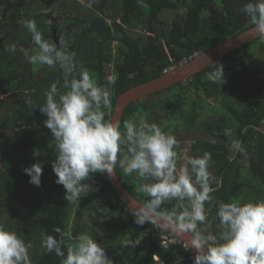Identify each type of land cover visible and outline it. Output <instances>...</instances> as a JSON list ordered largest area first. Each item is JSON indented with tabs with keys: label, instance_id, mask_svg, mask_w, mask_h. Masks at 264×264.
I'll list each match as a JSON object with an SVG mask.
<instances>
[{
	"label": "trees",
	"instance_id": "trees-1",
	"mask_svg": "<svg viewBox=\"0 0 264 264\" xmlns=\"http://www.w3.org/2000/svg\"><path fill=\"white\" fill-rule=\"evenodd\" d=\"M89 2L90 0H82V2L74 0L73 2L76 11L80 10V12L89 15L90 18L87 17L84 20L72 16L73 11L70 10V6L63 4L60 10L68 15L69 20L74 21L77 27L70 24L75 27L72 30L68 24L67 28H60V30L63 34L62 41L66 45L65 50L75 53L77 70L83 68L84 63H86V69L94 75L98 84L107 86L112 93L111 107L104 109L106 119H111L117 99L124 92L159 78L170 67L190 61L198 54L208 52L220 43L255 26L247 15L239 11L248 0H91V7L88 6ZM117 2H119L117 11L120 12V16L113 8L114 3ZM164 11L182 13V15L166 26L160 19V14ZM44 17V15H37L35 20L43 33L50 30L49 27L47 28ZM82 26H84L83 30L78 31V28H82ZM138 28L148 34H154V36L147 35L145 38L136 36L134 31ZM259 41L261 43L259 51H264V39L261 38L254 43L257 44ZM246 47L236 50L218 62L223 65L224 70L233 72L234 76L229 78L228 83L230 84L226 85L221 80L215 82L209 80L207 77L208 73L213 71L212 66L195 75L190 85L183 87L182 83L176 84L173 88H184L182 89L184 95L177 96L176 101H173L174 94L171 93L162 100L164 110L170 119L167 124L173 122L174 127L178 126L180 130L185 129L189 122L187 117L196 119V113L201 110L199 97L192 98L191 94H187L209 91L210 88H214L218 92L217 95L221 97L225 111L230 108L229 106L236 107L235 98H241V105L244 106L242 119L240 117H238L240 119H235L238 122L237 125L232 124L227 129L222 130V124L216 123V126L221 128L218 129V138L225 136L226 130H230L232 135L242 134L244 126L259 125L260 121H264V79L263 81H256L252 78L249 80L240 78L241 73L251 76L255 71V55L257 54H249ZM228 60L232 66L225 67ZM5 62H7L5 65L0 64V70L2 75L8 79L11 73V65H9L8 60ZM262 64L264 65V62ZM109 65H112V68H109ZM53 75L61 78L63 71L59 66ZM111 75L115 77L114 82L107 79ZM42 90H44L43 87ZM162 93L159 92L150 98ZM38 94V101L41 106L34 103L32 106L34 114H29L37 116L42 122V127L38 131L46 132L49 135L41 140L36 132L28 133L27 131L23 133V137H15L12 140V145L9 146L19 150L20 144H22L31 151L32 156H34V152H38L39 155L34 156V159L44 165L41 190L33 189L28 182V185H23L27 179L24 171L20 169L27 167L28 164L26 161L23 162L20 153H14L4 164L8 169L7 171L0 170V224H3L2 220L7 216L8 223L3 225L18 231L26 242L32 243L30 249L32 264H61L62 258L57 257L54 252H47L41 246L42 240L46 235L56 236L59 239L54 228L60 227L69 233L64 244L66 253L67 245L75 242V238L80 234L87 232L85 228L79 225L80 221H74L75 216L73 214L77 211L87 213L92 207L98 210L95 215L96 219L108 218L106 223H110V220L114 222L117 228L125 222L120 230H116L121 236L113 238L117 242L115 249L111 247V239L109 238L110 241L108 240L107 243L103 244L113 264H155L154 255L172 263L179 257L189 255V252H186L178 244L164 248L154 224H137L135 222L136 212L126 209L110 185L106 173H95L97 177L91 184L86 181L92 188V191L86 196L78 200L68 201L65 199L66 193L63 185L56 183L58 177L54 171H48L56 159V145L49 129L44 126L47 117L39 110L45 104L46 97H43L41 92ZM186 99L189 102L186 109L187 113L181 106L184 101L187 103ZM137 103L131 104L125 111L121 126H123L124 121H134L140 115L157 119V113L152 108ZM109 109L112 112H109ZM16 115L17 119L11 118V116L7 117L8 127H12L16 122L15 120L25 124L32 123L33 119H36L26 114L25 116ZM225 115L227 116L228 113ZM161 126H164V121H162ZM172 131L171 127L167 132ZM256 134L257 157L263 159L264 132H256ZM245 136L247 137L248 134ZM199 146L200 148L195 150V154L210 152L212 155L211 163L218 160L221 168L229 169L228 156H230L231 150L226 145L219 143V139L213 144L202 141ZM249 146L246 144V147ZM19 158L22 163L18 162ZM119 159L118 156V161ZM9 162L16 165L10 167L7 165ZM116 171L123 185L138 201L144 204L145 198L138 191L140 183L138 178H135L134 175L124 176L118 162ZM54 178H56L55 181H53ZM94 193H97V196L93 197ZM100 203L102 204L100 205ZM174 203L175 201L165 203L161 209L167 211ZM100 207H109L111 210L101 212ZM116 217H121V219L117 220ZM148 227L151 229L150 234L142 237V233ZM165 234L171 235L170 233ZM171 238L173 239V237ZM128 241L132 243L131 250L128 249L130 246L126 247L125 245ZM118 246L120 249L116 248ZM132 253L135 254L131 255Z\"/></svg>",
	"mask_w": 264,
	"mask_h": 264
},
{
	"label": "clouds",
	"instance_id": "clouds-1",
	"mask_svg": "<svg viewBox=\"0 0 264 264\" xmlns=\"http://www.w3.org/2000/svg\"><path fill=\"white\" fill-rule=\"evenodd\" d=\"M88 6H92L91 0ZM239 11L251 19L264 39V0H248ZM22 22L32 34L35 46L33 54L27 57L28 62L49 68L59 66L63 71L66 91L59 94L57 84L53 83L39 110L47 117L44 126L54 137L57 154L52 168L58 177L56 183L65 189V199L71 201L86 196L92 191L91 185L86 183L91 175L99 172L111 176L118 162L124 176L135 175L140 181L138 191L145 198L143 208L150 213L137 212L135 222L152 224L160 217L162 221L175 224L181 233L191 234L188 248L170 236L189 253H192L189 248L195 249L193 264H264V199L220 202L216 213L219 231H214L205 207L213 200L211 194L218 190L213 187L215 181L209 171L211 153L192 156L185 152L181 157L177 138L144 117L138 122L126 120L123 126L119 121L106 119L104 109L112 104L108 87L99 85L89 70L77 71L75 53L65 50L62 40L59 44L50 43L38 30L34 19ZM10 50L16 51V45ZM211 65L213 71L207 78L213 82L224 80L223 65ZM170 68L164 73L172 71ZM107 79L115 81L112 75ZM225 135H231L230 130H226ZM233 145L242 150L240 141H233ZM38 155L34 152V156ZM43 168L44 165L37 162L24 169L30 184L41 186ZM173 201L169 210L161 209L162 205ZM147 230L151 229L148 227L142 237L150 234ZM54 232L59 239L46 235L41 246L62 258L61 264H113L106 248L92 236L80 234L75 242L67 245L65 253L69 233L60 227L54 228ZM31 248L32 243L26 242L18 231L0 224V264H32Z\"/></svg>",
	"mask_w": 264,
	"mask_h": 264
},
{
	"label": "flooded vegetation",
	"instance_id": "flooded-vegetation-1",
	"mask_svg": "<svg viewBox=\"0 0 264 264\" xmlns=\"http://www.w3.org/2000/svg\"><path fill=\"white\" fill-rule=\"evenodd\" d=\"M35 3H40L42 4V6H36ZM63 3L65 5H71V3H67L66 1H64ZM57 6L58 5H56L55 11H53V13L59 15L62 14L65 16V14L60 9H58L59 6ZM35 11L36 13H34ZM48 11L49 7H47L42 0H0V64L5 65L7 63L5 62V60H8L9 65H11V73L9 74L8 79H6L5 76L2 75L0 70V170H8L4 166V164L8 162V159L11 158L14 153H20L23 162L26 161V163L28 164L27 167L21 168V171H24L25 168L30 167L34 163H37V161L34 159V156H32L31 151L27 150L26 146L20 144V149L16 150L14 147L9 145H12V140L15 137L21 138L23 137V133L27 131L28 133H31V131L36 132V135H38L41 140L42 138L47 137L49 134H47L46 132L38 131L42 127V122L38 119L37 116L30 115L29 113L34 114L32 106L34 103L39 104L38 93L41 92L42 94L44 91L42 95L43 97H46L45 93L50 89V86L53 83L57 84L59 94H63V92L66 91V89L63 87V75L61 76V78L53 75L57 67L49 68L46 65H33L30 64L27 59L28 56L33 54L32 50L35 46L32 42V34L24 26L22 22L23 20H36L37 15H44L47 28L49 27L48 29L50 30L43 33L37 26L38 30L43 33L44 38L47 39L50 43H56L57 40L60 42L63 38V34L61 33L60 28H63L64 24L54 23L53 20L48 19ZM49 21H51V23H49ZM40 22H42V20H40ZM13 44L16 45V51L10 50ZM164 47L166 48L165 44ZM261 53H264V51H261L260 54ZM84 65L85 66L83 68H79L77 71L86 69V63H84ZM225 67H228V65H226ZM109 68H112V65H109ZM224 71L228 72V74L231 73L227 76L226 83L225 81L221 80L222 83L228 85L230 84L228 83L229 78L233 77L234 74L233 72L228 70ZM259 73L263 74V71L261 69L260 71L255 70L251 76H246L243 74V77L240 78L245 80H249L252 78L258 81L260 80ZM193 77L183 82V87L186 85H190V82H192V80L194 79ZM42 87L44 88V90L41 91ZM173 87L169 88L170 90L166 89L164 91H161L163 93L159 95V97H163L164 99L167 98L171 93L174 94V97H180L181 95H184V93H182V89L184 88L179 87L178 89H174ZM230 91L231 90L229 89V92ZM190 94L192 98L199 97L198 101L201 102V110L196 113V119L187 117L189 122L188 126L185 127V129L180 130L178 126L174 127L173 122L167 124L170 119L165 112L164 107H162V109L160 110V114H158L154 110L155 113H157V119L154 120L156 121V125L160 126L161 128L164 127V130L166 132L172 127L173 131L170 133L173 134L177 139L182 140L181 142H179V148L177 149L178 153L184 146V140L186 136L188 134H194L200 131L203 133L204 138L193 141L195 142L193 144V156L203 155L204 152L195 154V150L200 148L199 143L202 141L208 144H213V142L219 139V143L226 145L231 150L230 156H228L230 163L229 169L221 168L220 161L218 160L212 162L209 168V170H211L210 172L213 173L215 179L213 187H216L218 190L211 194L213 196V200L211 202H208L205 206H207L206 210L208 212L209 222L212 223L213 230L219 231V221L216 217V213L220 202H231L233 200H238L240 202H254L264 199V158L258 159L257 157V140L255 139V137H257L256 132H264L262 130V127H264V121H260L259 125L251 124L248 126H244L242 134H231L228 135V137H226L225 135L219 136L218 138V129L220 127H217L216 123L222 124L221 127L222 130H224L225 128L227 129L229 125H237L238 122L235 121V119H242L241 116L244 106L241 105V98L234 99L237 101L236 107L229 106L230 108L226 109L225 111L223 108L224 105L221 103V97L217 95L218 92L214 90V88H210L209 91L193 93L190 92L187 95ZM151 96H149L144 101H137L138 103H135H141L145 105L144 103L151 99ZM186 100L187 103L186 101H184L181 106L183 107L182 109L184 110V112L187 113L186 109L188 108L189 102L188 99ZM147 106L150 107L149 105ZM223 112L228 113V115L226 116L225 114H223ZM16 114L20 116H25L26 114L36 119H33L32 123L28 122L25 124H23V122H20L19 120H15L16 122L14 123V125L12 127H8L6 122L7 117L11 116V118L17 119L18 117ZM141 117L148 119L149 116L140 115L133 122H138ZM162 121H164V126H161ZM49 132L51 133L50 130ZM247 134L248 136L246 137L245 135ZM51 137H53L52 134ZM233 141H240L242 144V150L234 147ZM246 144H249L250 146L246 147ZM27 155L30 156L29 160L27 159ZM242 160L246 161V163L242 162ZM48 171H53V168H49ZM26 179V182H23V185L25 186L27 182L29 183L30 177L26 175ZM31 186L33 189H38V191L41 190L40 187L35 188V185L32 184ZM94 196H97V193H94L93 197ZM101 204L102 203H100V205ZM101 208L105 207H100L99 209ZM107 208L111 210L109 207ZM80 219L81 221L79 220V225L82 228H85L86 231L90 230L92 233H94L95 238H97V232L99 229L98 227L101 225V229H104L105 227L102 223V220L106 218L103 217L98 222H94V225H91L92 227H83L82 224H85V217L82 216L80 217ZM3 220L2 223L5 222ZM109 222V228H105V231L108 234L107 236H109V239H111V241L109 240L111 242V247L115 249L117 242L113 240L112 234L116 232L117 226H115L110 220ZM98 236L100 235L98 234ZM105 243H107V241Z\"/></svg>",
	"mask_w": 264,
	"mask_h": 264
},
{
	"label": "water",
	"instance_id": "water-1",
	"mask_svg": "<svg viewBox=\"0 0 264 264\" xmlns=\"http://www.w3.org/2000/svg\"><path fill=\"white\" fill-rule=\"evenodd\" d=\"M259 38L261 37L254 26L226 40L225 42L220 43L212 50L198 54L192 60L179 65L172 71L164 73L159 78L129 89L119 96L111 120L119 121L121 123L125 111L131 104L137 101H144L151 95L172 88L178 83H183L189 80L193 76L212 66L211 64L218 63L236 50L244 48ZM106 175L110 185L113 187L114 191L117 193L118 197L127 209H131L136 213L140 212L142 214L150 215V213L143 208V203L138 201L122 184L116 169L111 176L107 173ZM155 220L156 222L152 224L160 227L161 230L165 232H169L179 243L183 244L187 248L189 247L192 240L191 234L181 233L175 224L162 221L160 217H156ZM189 250L196 255L195 249L189 248Z\"/></svg>",
	"mask_w": 264,
	"mask_h": 264
},
{
	"label": "rangeland",
	"instance_id": "rangeland-1",
	"mask_svg": "<svg viewBox=\"0 0 264 264\" xmlns=\"http://www.w3.org/2000/svg\"><path fill=\"white\" fill-rule=\"evenodd\" d=\"M43 2H44V4L47 6V7H49V13H47V18L48 19H51V20H53V22L54 23H62V24H64V26H63V28L65 29V28H67V26H68V24H69V28L70 29H72V28H75V27H72L70 24H72V25H75L76 27H77V25L74 23V21H72L71 19L69 20V16L68 15H66L65 14V16L64 15H62V14H54L53 13V11H55V7H56V5H58L57 7H58V9H60L61 7H63V2L64 1H66L67 3H71V5H69L70 6V10L71 11H73V13H75V14H72V16H74L75 18L76 17H80V18H82V20H84V19H86L89 15L87 14V13H85V12H80V10H75L74 9V4H72L73 2H74V0H57V1H54V0H42ZM77 1H79V2H82V0H77ZM35 5L36 6H42V4H40V3H35ZM119 7V2H117V3H114V5H113V8H114V11L116 12V13H118V16H120V12L119 11H117V8ZM39 9V8H38ZM180 15H182V13H179V14H177V13H174V12H171V11H164L163 13H161L160 14V19H161V21H163L164 23H165V25L166 26H168V25H170L175 19H179V17H180ZM71 16V17H72ZM88 18H90V17H88ZM66 21V22H65ZM67 26H66V25ZM83 28H84V26H82V28H78V31H81V30H83ZM73 30V29H72ZM134 34L136 35V36H139V37H141V38H145V36H147V35H149V36H151V37H153L154 36V34H151V33H146V32H144V31H142L141 30V28H138L137 30H135L134 31ZM56 43L57 44H59V41L57 40L56 41ZM254 43V42H253ZM252 44V43H251ZM250 45V44H249ZM261 45V43H260V41L257 43V44H252L251 46H248L247 45V47H246V51H248L249 52V54H257V55H255V58H256V62H255V64H254V68H255V70H258V69H261L262 71H263V74L262 73H259V76H260V80L261 81H263V79H264V65L262 64L263 62H264V53H261V54H259V46ZM114 46V45H113ZM112 46V47H113ZM65 47H66V45H65ZM64 47V48H65ZM113 52H115L114 51V49H113ZM226 65H231L232 66V63L228 60V61H226ZM263 65V66H262ZM225 72V77L223 78L224 80H222V81H225V83H226V81H227V76L228 75H230L231 73H229L228 74V72H226V71H224ZM240 77H243V74L241 73V76ZM176 98L177 97H174V99H173V101H176ZM162 99H163V97H159V96H155L154 98H151V99H149L148 101H146L144 104L145 105H149L153 110H155L158 114H160V110L162 109V107H163V103H162ZM216 102V101H215ZM177 103V102H176ZM216 104V103H215ZM109 112H112L111 111V109H109L108 110ZM223 114H226L225 112H223ZM206 116V115H205ZM149 123H154V124H156V121L154 120V119H152L151 117H148V119H146ZM262 130L264 131V127H262ZM201 138H204V135H203V133L200 131V132H198V133H194V134H188L187 136H186V138H185V140H184V146H183V148L180 150V152H179V154H180V156L182 157L184 154H185V152H187V154L188 155H192L193 156V154H194V152H193V144L195 143V142H193L194 140L196 141V140H198V139H201ZM27 159L29 160L30 159V156H28L27 155ZM19 161V163H22V160L19 158L18 159ZM180 163H182L183 161L181 160V161H179ZM242 162H245L246 163V161H244V160H242ZM7 165H9L10 167H12V166H15L16 164L14 163H12V162H9ZM209 171H211V170H209ZM212 175H213V173H212ZM97 176H96V174L94 173V174H92V176H91V178H90V181H87L88 183H93L94 181H95V178H96ZM213 177H214V175H213ZM56 180V178H54V180L53 181H55ZM215 180V179H214ZM87 200V199H86ZM85 200V201H86ZM206 205H207V203H206ZM96 206V205H95ZM206 208H207V206H205ZM10 209V208H9ZM105 210H109L107 207H105V208H101L100 209V211L101 212H103V211H105ZM98 210H96L94 207H92V209L90 208V211L89 212H87V213H85V212H76V213H74L73 214V216H75V218H74V221H81V219H80V217L81 216H83V217H85V224H82V226L83 227H92L91 225H94V222H98L99 221V219H96L95 218V213L97 212ZM81 213V214H80ZM124 216V215H123ZM7 216H5V218H4V220L3 221H5V222H3L4 224H7L8 222V220H7V218H6ZM116 219L117 220H119V219H121V217H116ZM123 219V218H122ZM207 220L209 221V216H208V212H207ZM106 219H103L102 220V222H104L103 223V225L105 226L104 227V229H101L102 228V225L101 226H99L98 228V232H97V238H95L94 237V233H92L90 230L89 231H87V233L86 234H88V235H90V236H92L94 239H96L97 240V242L98 243H100V244H105V242L106 241H108L109 239V236H107L108 234L106 233V229L105 228H109V225H108V223H106ZM89 224V225H88ZM113 224H114V222H113ZM124 224H125V222H123L118 228H117V231L118 230H120L123 226H124ZM117 231L115 232V233H113L112 234V237L113 238H116V236H121L120 235V233L118 232L117 233ZM98 234L100 235V236H98ZM107 236V237H106ZM129 242V241H128ZM127 242V243H128ZM131 247L132 246H130L128 249H130L131 250ZM135 253H132L131 255H134ZM116 264V263H115Z\"/></svg>",
	"mask_w": 264,
	"mask_h": 264
},
{
	"label": "built area",
	"instance_id": "built-area-1",
	"mask_svg": "<svg viewBox=\"0 0 264 264\" xmlns=\"http://www.w3.org/2000/svg\"><path fill=\"white\" fill-rule=\"evenodd\" d=\"M174 69H175L174 66L170 68V70H174ZM157 230H158V235H160L161 244L164 248H167L170 245L175 244V240L172 239L171 236H168L167 234H165L163 231L159 230L158 228H157ZM146 232L148 234L151 232V230H147ZM186 252H189V251L186 249ZM156 257L157 258H154L155 264H193L195 254L189 253V255L179 257L177 260H175L172 263H168L164 260H161L158 256H156Z\"/></svg>",
	"mask_w": 264,
	"mask_h": 264
},
{
	"label": "crops",
	"instance_id": "crops-1",
	"mask_svg": "<svg viewBox=\"0 0 264 264\" xmlns=\"http://www.w3.org/2000/svg\"><path fill=\"white\" fill-rule=\"evenodd\" d=\"M118 249H119V246H118Z\"/></svg>",
	"mask_w": 264,
	"mask_h": 264
}]
</instances>
